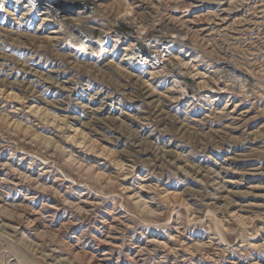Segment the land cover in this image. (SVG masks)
Listing matches in <instances>:
<instances>
[{
    "label": "clouds",
    "instance_id": "1",
    "mask_svg": "<svg viewBox=\"0 0 264 264\" xmlns=\"http://www.w3.org/2000/svg\"><path fill=\"white\" fill-rule=\"evenodd\" d=\"M0 264H264V0H0Z\"/></svg>",
    "mask_w": 264,
    "mask_h": 264
}]
</instances>
